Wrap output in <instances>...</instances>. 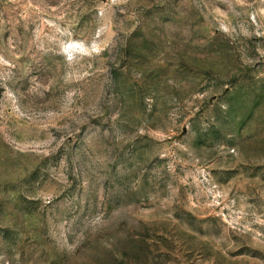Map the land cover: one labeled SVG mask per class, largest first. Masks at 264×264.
Listing matches in <instances>:
<instances>
[{
  "label": "rangeland",
  "instance_id": "374dc122",
  "mask_svg": "<svg viewBox=\"0 0 264 264\" xmlns=\"http://www.w3.org/2000/svg\"><path fill=\"white\" fill-rule=\"evenodd\" d=\"M0 264H264V0H0Z\"/></svg>",
  "mask_w": 264,
  "mask_h": 264
}]
</instances>
